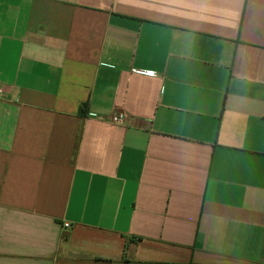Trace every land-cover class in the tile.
Here are the masks:
<instances>
[{"label":"crops","instance_id":"crops-1","mask_svg":"<svg viewBox=\"0 0 264 264\" xmlns=\"http://www.w3.org/2000/svg\"><path fill=\"white\" fill-rule=\"evenodd\" d=\"M0 87V264H264V0H0Z\"/></svg>","mask_w":264,"mask_h":264},{"label":"built area","instance_id":"built-area-1","mask_svg":"<svg viewBox=\"0 0 264 264\" xmlns=\"http://www.w3.org/2000/svg\"><path fill=\"white\" fill-rule=\"evenodd\" d=\"M3 93V89L0 87V95ZM129 115L126 113L114 114L110 117V121L114 125H124ZM68 226V225H66Z\"/></svg>","mask_w":264,"mask_h":264}]
</instances>
